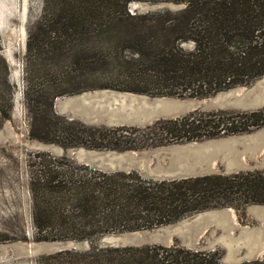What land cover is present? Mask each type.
Segmentation results:
<instances>
[{
  "label": "trees",
  "instance_id": "16d2710c",
  "mask_svg": "<svg viewBox=\"0 0 264 264\" xmlns=\"http://www.w3.org/2000/svg\"><path fill=\"white\" fill-rule=\"evenodd\" d=\"M173 2L176 13L132 15L134 2ZM191 46V47H188ZM1 51V47H0ZM30 136L62 147L126 151L235 136L264 126V110L192 112L142 130L86 127L60 118L59 97L93 90L150 97L206 98L264 76V0H46L26 49ZM5 83L8 66L1 58ZM14 87L0 106L10 119ZM31 175L37 242L96 241L152 230L196 213L264 205V171L147 181L39 156ZM220 251L172 245L91 246L42 257L40 264H223ZM242 264H264V259Z\"/></svg>",
  "mask_w": 264,
  "mask_h": 264
},
{
  "label": "rangeland",
  "instance_id": "374dc122",
  "mask_svg": "<svg viewBox=\"0 0 264 264\" xmlns=\"http://www.w3.org/2000/svg\"><path fill=\"white\" fill-rule=\"evenodd\" d=\"M45 4L46 0H0V55L8 66L5 83L0 64V106L8 98L9 87H14L10 119L0 120V264H40L42 257L70 250L87 251L93 245L100 248L178 245L193 251H220L223 264L264 259V205H250L242 210L204 211L174 224L152 230L107 234L93 242L35 240L31 175L40 161L39 156L54 158L59 163L89 166L107 174L134 171L147 181H163L170 180L164 179L161 171L167 172L173 163V154H170L173 149L192 145L194 153L179 158L175 162L178 168L187 170L189 167L192 172H200L199 176L264 171V126L235 136L126 151L62 147L32 139L25 97V58L29 36L36 34ZM183 8L184 5L161 1L134 2L128 10L132 15H144L176 13ZM257 95H264V76L247 85L200 99L93 90L59 97L54 111L58 117L86 127L127 129L131 135L126 139L138 138L140 143L142 130L158 121L181 118L192 112L232 114L264 110V104L248 109L237 103ZM75 99H80V103H73ZM170 104L184 108V115L167 117L158 114V110ZM144 120L147 122L143 123ZM219 141L232 148L216 147ZM176 152V155L180 154L179 150ZM98 156L104 157L103 165L97 160ZM204 157H210V162ZM169 175L174 176V173ZM45 247L50 250L45 251Z\"/></svg>",
  "mask_w": 264,
  "mask_h": 264
},
{
  "label": "water",
  "instance_id": "95a60500",
  "mask_svg": "<svg viewBox=\"0 0 264 264\" xmlns=\"http://www.w3.org/2000/svg\"><path fill=\"white\" fill-rule=\"evenodd\" d=\"M79 101H81V100L75 99L73 101V103L78 104V103H80ZM237 103L243 105L244 107H246L248 109H255L256 107L264 104V95H257V96H254V98H252V99H249V98L246 99V97H245V98H243L242 101H240V100L237 101ZM158 114L164 115L167 117H175V116L180 117V116L184 115V108L178 107L175 104H170L165 109L163 108V109L158 110ZM146 122H147L146 120L143 121V123H146ZM241 138H242V140L245 139L244 137H241ZM213 144L214 143H210V144L208 143V145H213ZM215 145H216V147L221 146L225 149H229V148L231 149L232 148V147H230V145L228 143H225L222 141H219ZM177 150L180 151L179 155H176ZM194 151H195V149H193L192 145L175 147L173 149V152L170 153V154H173V155H171V160L173 161V163L169 166V168L167 169V172L161 171L162 177L164 179L176 180V179H186V178L199 176L201 174L200 172H196V173L192 172V170L189 167L187 168V170H185L184 168L180 169L177 167V165L175 163L179 158H181V157L183 158L187 154H193ZM96 158L103 165L104 157L98 156ZM202 159H203V157H202ZM204 159L207 160L208 162H210V160H211L210 157H204ZM196 162H195L194 166H196ZM170 173H174V176H170L169 175ZM44 250L46 251V250H50V249H48V247H45ZM251 257H252V255H251ZM238 263H240V262L237 261L236 264H238Z\"/></svg>",
  "mask_w": 264,
  "mask_h": 264
}]
</instances>
